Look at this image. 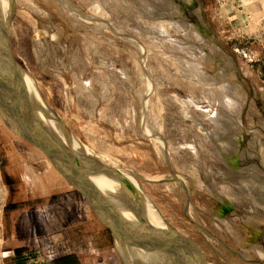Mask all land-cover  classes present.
<instances>
[{"label":"rangeland","instance_id":"obj_1","mask_svg":"<svg viewBox=\"0 0 264 264\" xmlns=\"http://www.w3.org/2000/svg\"><path fill=\"white\" fill-rule=\"evenodd\" d=\"M162 1L4 0L3 17L45 126L67 135L126 219L161 230L159 264H264L262 143L249 144L264 139V0H191L186 11L167 0L170 17ZM0 176L1 223L4 203H18L5 247L40 249L44 264H76L57 258L70 247L80 264H126L86 199L1 111ZM66 222L70 244L48 234ZM30 225L48 230L41 245Z\"/></svg>","mask_w":264,"mask_h":264},{"label":"water","instance_id":"obj_2","mask_svg":"<svg viewBox=\"0 0 264 264\" xmlns=\"http://www.w3.org/2000/svg\"><path fill=\"white\" fill-rule=\"evenodd\" d=\"M175 1L179 10L186 11L188 7H192L191 0ZM163 16L168 17L169 14ZM1 18L3 19V31L6 36V42L4 47L0 50V65L3 67L7 65L9 74L6 73V76H4V80H7V84L4 85V90H2V92L0 91V97L8 125L16 133L42 149L46 155L50 157L55 167L86 199L99 221L109 228L116 240L130 246H141V248L154 247L161 244V230L144 220L133 222L126 219L120 211L105 198L91 180L90 173L77 151L73 150L69 143L67 144V135L63 133L65 136V138H63L61 135L57 134V132L55 133V131L43 124L40 115V112H43V110L39 104H36L35 101L32 100L29 87L25 83L22 73L19 75L17 74L19 79H21V90L16 86L14 73H17L18 68L20 69L21 67L13 57V47L9 36L10 17L2 16ZM201 30L204 31L205 29ZM1 73L2 71H0V86L2 85L1 81L3 79H1ZM46 115L45 113V117ZM15 117H18L22 122V126L17 124ZM99 165L101 170L108 169V166L105 164ZM107 174L113 177L112 174Z\"/></svg>","mask_w":264,"mask_h":264},{"label":"crops","instance_id":"obj_3","mask_svg":"<svg viewBox=\"0 0 264 264\" xmlns=\"http://www.w3.org/2000/svg\"><path fill=\"white\" fill-rule=\"evenodd\" d=\"M1 176L0 177L2 178L4 183L6 182L7 183L6 185L8 186L12 185L15 182V181L12 182V180H9L8 176L5 174V171L4 172L1 171ZM7 206H8L7 203H4L3 210H1L2 211L1 218H2L3 223L0 222V264H44L43 262L45 260L46 261L49 260L51 255H47V253L40 251V249H35L34 251L26 252V251H23V248L21 246L17 248L14 247L15 249L12 247H5V245L8 244V241L13 238V236L14 238L16 237L15 235L16 222L9 223L8 217H10V215L13 214L17 210V208L7 211L6 210ZM38 210H39L38 208H35L32 210V212L33 211L35 212ZM76 222L78 223L79 220L75 221V223ZM75 225L73 227H75ZM30 227L32 229L31 238L33 240L35 238L34 240L35 243H37L38 245H41L40 237H42V235H45V233L48 230L44 232V230H40V231L38 230L40 229V226L37 228L36 226L30 225ZM73 227L72 225H70L69 222H66L62 226H60V228H58L59 230H56L52 233L50 232L48 234L54 237L57 236L56 238L61 236L64 240H66L70 244L71 241H73V239L71 238V231H70L71 228ZM53 258H56V257H53ZM57 258L62 259L64 261H68V262L71 260V261H74V263L76 262V264H80V255L75 254L72 247L68 248V251L65 252L64 254L57 256Z\"/></svg>","mask_w":264,"mask_h":264},{"label":"bare ground","instance_id":"obj_4","mask_svg":"<svg viewBox=\"0 0 264 264\" xmlns=\"http://www.w3.org/2000/svg\"><path fill=\"white\" fill-rule=\"evenodd\" d=\"M85 1V0H84ZM167 1V0H166ZM166 1H162L161 2V13L162 14H169L170 15V13H173V11L174 12H176V5H173V4H165V2ZM169 3H171V1L169 0L168 1ZM164 12H167V13H164ZM170 12V13H169ZM3 16V4L1 3L0 4V32H1V34L3 33V34H5L4 33V31H3V27H4V24H3V19L1 18ZM102 21V20H101ZM98 22V21H97ZM191 23V22H190ZM194 28H196V27H194ZM194 28H192L191 27V30H192V33H193V35L194 36H196V37H199L200 35V33L198 32V30H195ZM1 34H0V40L3 42L4 41V37H3V35H2V37H1ZM5 36V35H4ZM195 38V37H194ZM5 42H6V36H5ZM5 42L3 43V44H1L0 43V50L2 49V47H4V45H5ZM213 42V41H212ZM99 44V43H98ZM3 45V46H2ZM216 45V44H215ZM212 46V45H211ZM214 47H216V46H214ZM202 51V50H201ZM203 52V51H202ZM0 71H2V73H1V79H2V85L0 86V91L2 92V90H4V85L5 84H7V80H4L5 78H4V76H6V73H8L9 74V69H8V67H7V65H5L4 67L3 66H1L0 65ZM22 73V75H23V79H24V81H25V83L28 85V87H29V91H30V93H31V98H32V100H33V97H39V93L37 94V91H36V89L37 88H35V85H34V83H33V80H32V77L23 69V68H18V72L16 73H14V75H15V80H16V86H18L19 87V90H21V84H20V80L21 79H19V77H18V75L19 74H21ZM18 74V75H17ZM0 92V93H1ZM1 99V98H0ZM34 101V100H33ZM37 101H39V100H37ZM0 111H1V113L5 116V113H4V107H2V101H0ZM6 120H7V118H5ZM15 121L17 122V124H19L20 126H22L23 124H22V122L18 119V117H15ZM41 121H43V124L45 125V122H44V120H41ZM264 125V124H263ZM256 133H257V131H256ZM263 150V149H262ZM84 163V162H83ZM85 164V163H84ZM86 165V164H85ZM252 167V166H251ZM256 171V170H255ZM258 175V174H257ZM253 176V175H252ZM90 177H91V180H95V181H100L99 179V177H98V174H92V175H90ZM95 184V183H94ZM103 184H104V186H105V183L103 182ZM96 186H97V188L102 192V194H104V196H107V195H105V191L103 190L105 187H102V186H99V183H97V184H95ZM109 198V197H108ZM113 205V204H112ZM116 207V206H115ZM130 220L131 221H133L134 222V220L133 219H131L130 218ZM163 238V237H162ZM157 239V238H156ZM158 242V241H157ZM156 242V243H157ZM116 245H117V247L118 248H123V249H125V250H123V257H124V259H125V261H126V264H139V262L141 263V264H159L160 262H158V258H156L157 256L155 255V254H153L152 252L153 251H151L150 250V247H148V248H142V250H143V253L142 252H140V251H138L136 248H138V246H130V245H128V244H126L127 246H125V245H123V243L121 242V241H119V240H116ZM121 248V249H122ZM140 248H141V246H140ZM153 248V247H152ZM120 250V249H119ZM144 251H147L148 252V254H147V256H146V254L144 255ZM120 253H122V251H120ZM154 256V257H153ZM153 258H154V260H153ZM165 260H162L161 259V264H169V260L167 261L166 259V257L164 258ZM157 260V261H156ZM184 260V259H183ZM138 263H137V262ZM156 261V262H155ZM165 261H166V263H165ZM200 264H204V262H202V259L200 258ZM182 264H184V262H182Z\"/></svg>","mask_w":264,"mask_h":264},{"label":"flooded vegetation","instance_id":"obj_5","mask_svg":"<svg viewBox=\"0 0 264 264\" xmlns=\"http://www.w3.org/2000/svg\"><path fill=\"white\" fill-rule=\"evenodd\" d=\"M3 2H4V0H0V4H1V3L3 4ZM189 13H190L191 16H194V15H193V14H194L193 10H192V12L189 11ZM175 14H176V13H175ZM175 14H174V15H175ZM171 15H172V14H171ZM190 15H189V16H190ZM256 131H257V130H256ZM256 131H254V133H255V136H256L257 138L260 137V136H262V135H263V137H264V131L261 130V131L263 132V134H261L259 131H257V133H256ZM260 143H262V145H261V149H260L261 151L259 152V150H258V152H257L256 154H260V155L262 154V155H261V161H262V166H264V139H263V141H262V140L260 141V140H257V139H256V140H254V139L249 140L250 147H251V146H256V144H260ZM253 144H255V145H253ZM262 149H263V150H262ZM244 156H245V153H244ZM256 166H257V165H256ZM257 167H258L259 170H261L259 166H257ZM258 175H260V174H258ZM261 195H262V198L264 199V196H263V195H264V190H263V193H261ZM170 226H171V225H170ZM171 227H172L173 230H174V233H175L174 235H176V236L179 235V234H177V233H179V232H178L177 230H175L173 226H171ZM189 238H190V237H189ZM183 259H184V255L182 256V260H183ZM183 262H184V260H183ZM199 263H200V262H199Z\"/></svg>","mask_w":264,"mask_h":264},{"label":"trees","instance_id":"obj_6","mask_svg":"<svg viewBox=\"0 0 264 264\" xmlns=\"http://www.w3.org/2000/svg\"><path fill=\"white\" fill-rule=\"evenodd\" d=\"M18 207V203L14 202V203H10L6 210L9 211V210H13V209H16Z\"/></svg>","mask_w":264,"mask_h":264}]
</instances>
